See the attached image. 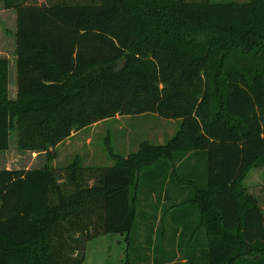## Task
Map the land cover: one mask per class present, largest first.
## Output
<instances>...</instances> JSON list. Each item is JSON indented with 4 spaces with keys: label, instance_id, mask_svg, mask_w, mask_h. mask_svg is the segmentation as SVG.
<instances>
[{
    "label": "trees",
    "instance_id": "trees-1",
    "mask_svg": "<svg viewBox=\"0 0 264 264\" xmlns=\"http://www.w3.org/2000/svg\"><path fill=\"white\" fill-rule=\"evenodd\" d=\"M0 3L17 15L18 86L12 101L0 57V151L14 131L20 149L50 163L73 133L117 115L182 120L167 143L143 142L110 166L0 168V264H83L88 241L131 239L138 191L170 168L175 234L191 229L189 208L192 235L203 229L186 264H264V206L247 189L264 168V0ZM157 234L164 242L165 227Z\"/></svg>",
    "mask_w": 264,
    "mask_h": 264
},
{
    "label": "rangeland",
    "instance_id": "rangeland-1",
    "mask_svg": "<svg viewBox=\"0 0 264 264\" xmlns=\"http://www.w3.org/2000/svg\"><path fill=\"white\" fill-rule=\"evenodd\" d=\"M58 1L86 0H28L29 3L38 4H52ZM212 1L246 2L248 0ZM16 16L15 9H7L3 3H0V57L8 58L10 61L8 98L12 101L17 99ZM181 122V119H166L156 113L117 115L80 130L56 146L55 157L50 163L48 162L50 155L46 152L20 149L16 133L12 131L10 148L0 151V168H38L49 163L55 171H58L75 160L82 162L84 169L92 166H110L119 156L127 157L137 152L143 142L155 145L167 143L177 133ZM169 171L170 174L166 180L160 182L151 192L145 186L138 191L136 228L131 239L128 240L127 233H111L88 241L86 259L83 264H186L188 262L185 257L192 247L190 242L199 239L201 237L199 233L203 229H197L192 235V228L199 215L197 210L189 208V216L185 222L190 223L191 229L187 230V235L181 238L175 234L172 218L170 219L168 214L169 217H167L164 211L167 202L171 204L178 201L175 191L177 178L171 174L172 168ZM195 177L199 183L203 185L207 183L205 173H199ZM180 185H183L186 193H189L193 187L187 183ZM247 187L249 192L260 197L264 206V168L250 173ZM146 197L150 198L147 200ZM157 203L159 209L155 211ZM184 205L178 206L176 216H180L186 209ZM164 227L165 240L161 242L157 231ZM245 257H247L246 254L240 256L239 262H242Z\"/></svg>",
    "mask_w": 264,
    "mask_h": 264
},
{
    "label": "crops",
    "instance_id": "crops-1",
    "mask_svg": "<svg viewBox=\"0 0 264 264\" xmlns=\"http://www.w3.org/2000/svg\"><path fill=\"white\" fill-rule=\"evenodd\" d=\"M16 59H17V58H16ZM16 65H17V60H16ZM16 90H17V91H16V94H17V97H16V98H18V86L16 87ZM82 130H83V129H82ZM78 132H80V131H78ZM75 133H77V132H75ZM75 133H73L72 136H74Z\"/></svg>",
    "mask_w": 264,
    "mask_h": 264
}]
</instances>
